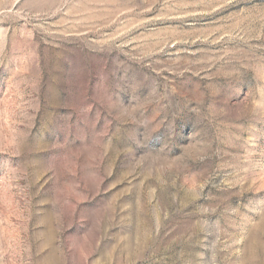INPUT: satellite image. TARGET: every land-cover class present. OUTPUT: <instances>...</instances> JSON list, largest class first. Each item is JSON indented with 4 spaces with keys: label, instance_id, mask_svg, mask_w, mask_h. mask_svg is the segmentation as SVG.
<instances>
[{
    "label": "rangeland",
    "instance_id": "374dc122",
    "mask_svg": "<svg viewBox=\"0 0 264 264\" xmlns=\"http://www.w3.org/2000/svg\"><path fill=\"white\" fill-rule=\"evenodd\" d=\"M0 264H264V0H0Z\"/></svg>",
    "mask_w": 264,
    "mask_h": 264
}]
</instances>
